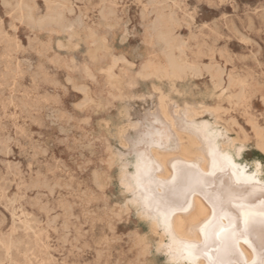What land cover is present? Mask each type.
Masks as SVG:
<instances>
[{"label":"rangeland","instance_id":"rangeland-1","mask_svg":"<svg viewBox=\"0 0 264 264\" xmlns=\"http://www.w3.org/2000/svg\"><path fill=\"white\" fill-rule=\"evenodd\" d=\"M20 1L33 7L34 20L16 9ZM111 1L104 17L110 10L102 0H0V264H173V253L175 262L261 264L252 235L225 240L235 214L222 212L218 199L230 184L247 189L233 207L258 213L262 206L264 154L253 137L240 156L220 152L212 135L210 170L174 161L163 181L151 147L164 145L170 132L146 115L157 103L154 84L181 103L217 104L207 67L218 65L248 85L247 100L230 110L236 120L250 133V118L264 125V0ZM54 10L63 11V25L38 22ZM158 17L174 28L183 59L205 67L179 80L177 91L167 79L141 75L148 62L166 60L152 32ZM139 119L138 143L119 162L113 154L124 150L119 132H133L130 124ZM195 193L219 212L204 242L159 249V235L131 204L152 207L162 221ZM242 243L253 250L250 261Z\"/></svg>","mask_w":264,"mask_h":264},{"label":"bare ground","instance_id":"bare-ground-1","mask_svg":"<svg viewBox=\"0 0 264 264\" xmlns=\"http://www.w3.org/2000/svg\"><path fill=\"white\" fill-rule=\"evenodd\" d=\"M102 1L101 8L104 9L109 6L110 10L104 13V17H109L110 12H112L110 8H112L111 5L113 2L111 0ZM16 9L22 15L26 14L29 19L34 20L33 7L25 1L18 2ZM63 17V11L54 10L46 19L39 20L38 22L43 24L54 21L59 25H63ZM152 32L155 40L162 45V52L166 60L165 63L160 64L153 62L145 64L141 72L143 77H152L161 81L167 79L171 90L177 91L176 87L179 80L188 75L201 74V71L205 67L202 69L196 64L188 63L180 55L184 53V47L178 42L176 32L171 25L165 23L158 17L152 25ZM176 51H179V54ZM207 72L211 77V81L214 83L215 89L219 91L217 95L218 102L214 105L207 104L204 101L196 103L184 101L181 103L166 93L162 86L157 84L153 85L152 95L157 97V103L155 108L152 109L153 112L147 113L146 118L149 121L155 119L162 122L168 127L170 132L164 145L151 147L152 160L158 166L155 173H158V178L163 181L170 179L172 176L174 172V161L192 165L202 172L210 170L213 167L216 156L214 148L209 143L212 135L218 137L217 148H220V152L229 150L242 156L252 136L255 148L264 154V125L256 118H250V133L241 126L236 120L235 115L230 111L243 105L249 97L248 85L245 80L232 76V74L227 73L223 67L218 65H210L207 67ZM225 75H227V78ZM223 101H227L231 104V107H225L222 103ZM207 114L211 115L212 119L205 118ZM123 126H125V123ZM130 126L133 132L125 130L119 132V139L124 150H118L113 153L115 154V159L119 162L122 155L128 154L132 151L131 149L136 147L133 143H138L137 136L140 134L141 119L131 123ZM214 132L215 134H213ZM119 180L125 192L129 193L132 185L129 182L126 169L123 167L120 168ZM141 191L143 192L144 189L141 188ZM127 202L125 207H129ZM131 205L136 208L141 218L148 221L150 229L159 235L160 242L158 247L163 251L167 249V244L172 242H175L177 245H197L204 242V229L210 223L215 222L219 216L214 201L201 193L193 194L186 206L173 210L162 221L155 215V210L152 207L146 208L142 203L135 201ZM241 250L243 252V258L246 261H250L253 257V250L244 243L241 244ZM176 260L175 253L171 254L168 258V261L173 264H192L175 262ZM195 264L205 263L202 258H199Z\"/></svg>","mask_w":264,"mask_h":264},{"label":"snow or ice","instance_id":"snow-or-ice-1","mask_svg":"<svg viewBox=\"0 0 264 264\" xmlns=\"http://www.w3.org/2000/svg\"><path fill=\"white\" fill-rule=\"evenodd\" d=\"M207 183L212 184V179L209 178ZM244 192L240 188L234 187L233 185H227L221 192V196L218 198L221 211H232L235 214L234 220L229 219V228L231 231L228 232L225 240L234 241L239 236L252 235L256 240L257 246L260 248L261 255L264 256V196H262L261 204L258 213H252L248 205L241 204L239 207H233L232 202L234 199H242ZM255 201H249V204H254ZM234 247V244H232ZM261 264H264V259L261 260Z\"/></svg>","mask_w":264,"mask_h":264}]
</instances>
